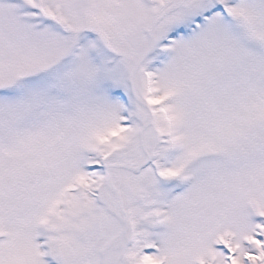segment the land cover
<instances>
[{"label": "snow or ice", "instance_id": "6c2138e0", "mask_svg": "<svg viewBox=\"0 0 264 264\" xmlns=\"http://www.w3.org/2000/svg\"><path fill=\"white\" fill-rule=\"evenodd\" d=\"M0 264H264V0H0Z\"/></svg>", "mask_w": 264, "mask_h": 264}]
</instances>
